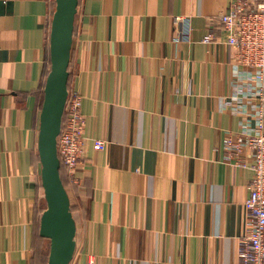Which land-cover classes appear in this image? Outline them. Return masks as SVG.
I'll list each match as a JSON object with an SVG mask.
<instances>
[{"label":"crops","instance_id":"crops-1","mask_svg":"<svg viewBox=\"0 0 264 264\" xmlns=\"http://www.w3.org/2000/svg\"><path fill=\"white\" fill-rule=\"evenodd\" d=\"M230 2L78 0L68 71L88 142L66 188L69 264H238L252 171L223 139L259 98L234 99L246 69L218 21ZM53 11L0 0V264H32L36 248L47 262L37 135Z\"/></svg>","mask_w":264,"mask_h":264},{"label":"built area","instance_id":"built-area-1","mask_svg":"<svg viewBox=\"0 0 264 264\" xmlns=\"http://www.w3.org/2000/svg\"><path fill=\"white\" fill-rule=\"evenodd\" d=\"M218 21L225 32L224 43L236 49L239 64L246 69L240 84L242 88L234 95L235 101L241 99L242 93L259 98L252 115L254 123L247 126L242 122L243 128L238 133L224 137L223 146L228 158L237 157V162L252 171L244 201V231L238 240V264H264V0H231ZM176 31L180 35L181 31ZM202 41L211 44L216 38L209 30ZM81 103V95L74 89L68 90L62 127L57 136L60 162L73 182H76V169L84 163L88 142ZM93 144L99 150L105 148L102 140L96 139ZM87 264H94V261L88 260Z\"/></svg>","mask_w":264,"mask_h":264},{"label":"water","instance_id":"water-1","mask_svg":"<svg viewBox=\"0 0 264 264\" xmlns=\"http://www.w3.org/2000/svg\"><path fill=\"white\" fill-rule=\"evenodd\" d=\"M78 0H54L48 33L50 66L43 85L37 154L45 208L39 235L49 240L46 264H69L75 251L76 224L60 175L57 136L68 95L69 63Z\"/></svg>","mask_w":264,"mask_h":264},{"label":"trees","instance_id":"trees-1","mask_svg":"<svg viewBox=\"0 0 264 264\" xmlns=\"http://www.w3.org/2000/svg\"><path fill=\"white\" fill-rule=\"evenodd\" d=\"M49 26L50 24L48 25V33H49ZM47 62H48V65L50 66V61H49V50H48V54H47ZM69 68V67H68ZM49 70V69H48ZM48 70L46 71L45 75H44V80L43 82L45 81V78H46V75L48 73ZM70 74H69V78H68V90H71V85H70ZM42 102V101H41ZM41 106V105H40ZM60 175H61V179H62V182L65 186V188H67L68 186V174H67V170L65 168V166L63 164L60 165ZM38 192L40 193V195L42 196L43 195V192H42V188H41V184L39 185V188H38ZM72 210V209H71ZM39 236V240H41L43 237H41L40 235ZM36 259H40V254L38 253V249L36 248L35 251H34V256L31 260L32 264L35 262Z\"/></svg>","mask_w":264,"mask_h":264}]
</instances>
